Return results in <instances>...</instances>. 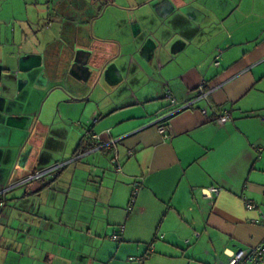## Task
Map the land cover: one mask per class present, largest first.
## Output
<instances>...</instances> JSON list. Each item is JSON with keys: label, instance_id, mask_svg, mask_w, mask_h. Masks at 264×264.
Listing matches in <instances>:
<instances>
[{"label": "crops", "instance_id": "0c3cea01", "mask_svg": "<svg viewBox=\"0 0 264 264\" xmlns=\"http://www.w3.org/2000/svg\"><path fill=\"white\" fill-rule=\"evenodd\" d=\"M263 117L264 0H0V190L64 163L1 196L0 264H226L264 237Z\"/></svg>", "mask_w": 264, "mask_h": 264}, {"label": "built area", "instance_id": "2783aa9c", "mask_svg": "<svg viewBox=\"0 0 264 264\" xmlns=\"http://www.w3.org/2000/svg\"><path fill=\"white\" fill-rule=\"evenodd\" d=\"M220 51H221V49L217 48V52H220ZM214 60H215L214 63L218 64L217 56H215ZM206 93L207 92L200 87L198 97H204L206 95ZM166 97H168L170 99L171 103L174 104V99L171 95H169V93H166ZM193 102H194L193 99L187 100V101L181 103L178 108L190 107ZM201 112L204 113L205 111L202 110ZM211 119L215 123H217L218 125H222L231 119V111L228 108H222V109L214 112ZM263 120H264V117H263ZM155 126H156V129L160 133L164 132L165 126L162 123L156 122ZM164 136H166V134H164ZM90 137H92L93 139L98 141V143L96 145L97 147H109L110 149H112L113 152H112V156H111V162L114 165V169L116 171H120V163L118 161L117 152H116V148H115V144H116L118 139L117 138H111L109 141H100L99 137L96 133H91ZM128 153L131 154L130 151ZM63 164L64 163H62V164L57 163L55 165H51L48 169H45L43 171H35V172L27 175L26 177L22 178V179H19L15 182L7 183L0 190V206L3 204V198L1 196L4 195L9 189H11L12 187H14L18 184H22V183H25L29 180L38 178L42 174H44L45 172L50 171V170H54V169L62 166ZM140 183H141L140 179L139 180L135 179L133 181L132 190H131V194H130L128 205H127L128 210L132 209V206L135 202L136 195H137L138 190L140 188ZM220 190L221 189L218 186H207V187H202L200 189L201 195L205 198H208V199H212L214 196H216L220 192ZM244 204H245V207L247 209H253L256 207V204L250 200L245 201ZM260 220L264 226V215L260 216ZM110 237L114 240L117 239L116 234H112ZM151 250H152V246L149 245L147 253H145L144 255H141V256L131 255L128 257V259L131 262L134 261L137 264H141L143 262V260L149 256V253ZM263 260H264V237L259 243H257L256 245H254L248 249H240V250H237L236 252L231 253L227 258L226 264H253V263L262 262Z\"/></svg>", "mask_w": 264, "mask_h": 264}, {"label": "rangeland", "instance_id": "374dc122", "mask_svg": "<svg viewBox=\"0 0 264 264\" xmlns=\"http://www.w3.org/2000/svg\"><path fill=\"white\" fill-rule=\"evenodd\" d=\"M134 256H139V255H134ZM145 259H146V258H145ZM145 259L143 260V262L145 261ZM128 260H129V259H128ZM132 262H134V261H132ZM143 262H142V263H143ZM134 263L137 264L136 262H134ZM142 263H141V264H142Z\"/></svg>", "mask_w": 264, "mask_h": 264}, {"label": "trees", "instance_id": "16d2710c", "mask_svg": "<svg viewBox=\"0 0 264 264\" xmlns=\"http://www.w3.org/2000/svg\"><path fill=\"white\" fill-rule=\"evenodd\" d=\"M78 148H80V147H78ZM80 149H78L77 151H79Z\"/></svg>", "mask_w": 264, "mask_h": 264}]
</instances>
